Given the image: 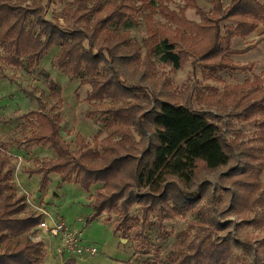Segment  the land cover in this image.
I'll use <instances>...</instances> for the list:
<instances>
[{"label": "trees", "instance_id": "1", "mask_svg": "<svg viewBox=\"0 0 264 264\" xmlns=\"http://www.w3.org/2000/svg\"><path fill=\"white\" fill-rule=\"evenodd\" d=\"M90 1L73 0L62 11L61 23L59 16L47 17V7L53 0H35L29 5L0 0V57L4 50L5 59L21 67L24 58L40 63L52 47L58 46L53 66L80 78L82 86L89 85L87 100L92 105L106 100L112 103L98 120L114 134L99 141L98 147L87 144L76 153L63 137L61 118L41 110L25 115L35 118L28 140L49 144L56 155L35 171L42 172L40 193L46 191L52 173L60 175V185L74 182L88 193L96 186L88 222L105 212L118 211L114 232L123 237L133 235L135 254L150 252L145 231L152 215L156 222L151 225L158 228L161 239L166 221L193 213L198 220L181 233L184 239L170 254L171 264H262L264 240L255 245L234 235L240 225L225 219L231 213L243 216L245 211H258L264 216V161L256 165L264 153V78L254 76L237 86L243 91L236 103L244 106L243 119L260 128L259 143L247 144L240 137L230 140L224 126L190 102L149 92L142 84L147 82V73L139 71L140 65L146 64L142 46H133L130 31L119 27L142 18L147 29L146 59L159 56L162 64L173 70L182 68L194 55L211 73L253 72L256 62L236 63L232 56L264 42V0H231L227 6L224 0H210L209 14L196 0H186L179 12L167 6L170 0H92L88 7ZM189 8L196 9L201 22L186 17ZM157 14L171 26L159 27ZM261 27L263 33L258 40L234 47L237 38L246 40ZM46 79L50 89L61 97L60 85L49 75ZM132 128L140 137L138 142ZM115 135L121 137L114 141ZM229 165L220 180L231 187L216 188L201 178L203 170ZM14 172L15 167L1 158L0 247L4 250L0 251V264H44L45 244L32 238L40 229L43 214L28 210L25 197L14 184ZM135 206L141 207V218L131 215ZM194 229L197 234L192 238L190 231ZM248 257L254 260L248 262Z\"/></svg>", "mask_w": 264, "mask_h": 264}, {"label": "rangeland", "instance_id": "2", "mask_svg": "<svg viewBox=\"0 0 264 264\" xmlns=\"http://www.w3.org/2000/svg\"><path fill=\"white\" fill-rule=\"evenodd\" d=\"M13 1L29 5L35 0ZM47 1L45 0V3ZM72 2L73 0H53L52 4L47 7V17L53 19L59 16L61 23H64V18L61 17L62 11ZM186 2V0H170L167 2V6L171 10L179 12ZM196 2L207 14L210 13L212 9L210 0H196ZM230 2L231 0H224L225 6ZM92 4L91 0L87 6L91 7ZM186 17L196 22L202 20L201 15L194 8L187 9ZM155 18L159 27L171 26L170 22L161 14H157ZM119 28L130 31L133 46H142V61H145L146 64H141L139 71L145 70L147 73V82L142 84L148 86L149 92H154V95L158 93L170 95L172 100L181 103L190 102L195 109L203 111L208 117L214 118L221 126H224L225 135L230 140L234 141L237 139L236 137H240V141L247 144L259 143L260 128L248 124L243 119L244 106H239L236 102L240 99L243 91V88H237L238 85H242L246 79L253 80L254 76L264 78L263 63L256 64L253 72L220 70L217 73H211L202 66L203 62L196 61L197 57L190 55L182 68L173 70L171 66L163 65L159 56L146 59L144 40L147 38V29L142 18L138 23H130V25L127 24ZM245 45L244 40L238 38L234 42L235 48H242ZM59 51L58 46L52 47L42 57L40 63L24 58V65L21 67L8 62L5 59L6 52L4 50L0 57V159H6L8 165L12 164L15 167L13 181L19 194L25 197L29 211L43 214L42 220H44L46 218L43 213L45 207L52 215V219H62L82 232L83 246H94L98 250V254L94 257L69 254L62 257L57 253L58 237L52 236V232L50 233L48 229H39L32 238L35 240L45 239L48 244L49 252L45 263L140 264L145 261H153L157 264H171L170 254L179 249L177 245L184 239L181 233L188 229L191 222L198 220L195 214L189 213L185 218L166 221L164 237L161 239H159L158 228L151 225L156 222V217L152 215L145 231L150 244V252L135 254L137 246L133 235L123 237L121 233L115 234L114 232V221L120 218L118 211L105 212L101 217L88 222V218L93 214L90 200H93L96 186L92 188L91 193H88L74 182L60 185L58 174H53L46 191L42 193V197H38L40 177L37 174L42 172L35 173V171L39 169L43 161L50 160L56 155L49 144L28 140L34 129L32 123L35 118H26V114L41 110L61 118L63 137L75 153L81 146L87 144L98 147L99 141L114 134L113 129L105 122L98 120L101 113L111 107L112 103L106 100L97 106L92 105L87 100L91 87L89 85L82 86L80 78L69 76L53 66V58ZM232 59L239 63L233 56ZM46 75H49L55 83L60 85L61 97L50 89ZM136 75H140V73L136 72ZM133 101L135 102V100ZM93 111H96L97 114L92 115ZM131 130L135 141L138 142L140 137L133 128ZM120 137V135H115L113 140L117 141ZM262 160L264 161V153L262 159L256 161V165ZM230 166L215 171L203 170L201 178H206L209 184L221 188V185H227V183L221 181L220 176L226 174ZM261 180L264 182V167ZM203 203L205 204V201ZM131 215L141 218V207L132 208ZM225 220L233 221L235 226L240 225L239 233L235 234L234 232V235L251 240L255 245L264 240V216L260 212L245 211L243 216L231 213ZM190 232L192 238L197 234L196 229ZM154 247H158L159 251ZM3 250L4 247L1 246L0 251ZM247 260L251 262L254 259L248 257ZM262 264H264V259Z\"/></svg>", "mask_w": 264, "mask_h": 264}, {"label": "built area", "instance_id": "3", "mask_svg": "<svg viewBox=\"0 0 264 264\" xmlns=\"http://www.w3.org/2000/svg\"><path fill=\"white\" fill-rule=\"evenodd\" d=\"M45 214V213H44ZM46 215V214H45ZM40 229H48L53 236L58 237L59 245L57 253L64 257L65 254L78 255L81 257H94L98 250L94 246L82 245V232L62 219H49L46 217L39 225Z\"/></svg>", "mask_w": 264, "mask_h": 264}, {"label": "crops", "instance_id": "4", "mask_svg": "<svg viewBox=\"0 0 264 264\" xmlns=\"http://www.w3.org/2000/svg\"><path fill=\"white\" fill-rule=\"evenodd\" d=\"M262 33H263V28L261 27V28L258 29L257 32H255L249 38H247L246 40H244V42L247 43V42L254 41L255 39L261 37L262 36ZM245 46H247V44ZM233 58L237 62L242 63V64H247V63L253 62V61L256 62L257 64H259V62H261V63L264 64V42H261L258 46H256L255 48L251 49L250 51H248L246 53L233 55ZM240 59H243L244 61H241ZM53 174H58V173H52V174H50V179H51V177H52ZM37 175L39 177H41V174H37ZM58 176L60 178V175L59 174H58ZM69 183H72V182H66V183H63V184H69ZM38 197H42V193H38ZM90 202H91V200H90ZM43 213L46 214V217H49V219H52V215L47 211V209L45 207H44ZM45 230H46V228H45ZM50 233H51V231H50ZM42 241L45 244V251H44V255H43V259L42 260H43V263L46 264L45 263V259H46L47 255H48V252H49V250H48V244L46 243L45 239H43ZM98 264H103V262H99Z\"/></svg>", "mask_w": 264, "mask_h": 264}]
</instances>
